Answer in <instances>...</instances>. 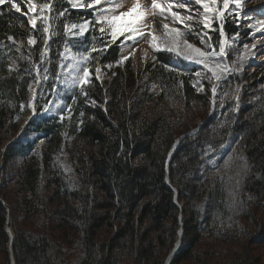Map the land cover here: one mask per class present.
<instances>
[{"label":"trees","instance_id":"1","mask_svg":"<svg viewBox=\"0 0 264 264\" xmlns=\"http://www.w3.org/2000/svg\"><path fill=\"white\" fill-rule=\"evenodd\" d=\"M25 33L15 14L2 12L1 36ZM103 56L112 64L116 51ZM155 59L129 61L85 96L68 98L69 119L29 127L43 136L38 146L26 141L1 150L25 114L28 93L26 75L0 56V264H10L7 211L15 264H164L180 226L170 264H260L248 246L264 243V214L256 207L264 197L263 73L243 85L246 103L263 84L257 100L239 110L232 96L201 126L208 94L167 66V55ZM236 86L229 81L222 96ZM70 139L74 164L66 167L61 153Z\"/></svg>","mask_w":264,"mask_h":264},{"label":"snow or ice","instance_id":"2","mask_svg":"<svg viewBox=\"0 0 264 264\" xmlns=\"http://www.w3.org/2000/svg\"><path fill=\"white\" fill-rule=\"evenodd\" d=\"M10 2L11 6L15 8L16 11L19 12L21 10L19 5L15 3L14 0H10ZM4 3L5 0H0V5ZM26 3L28 4L29 12L36 11V5L32 3V0H26ZM192 3L193 0H179L178 6L179 8L183 9ZM194 3L196 5H201L203 8V26L205 28H209L211 26L210 19L212 17H210L209 14H215V16L223 18L225 16V10H227L229 13L235 14L233 8H230V5H233L235 9L242 8V0H222V9L216 7L217 0H194ZM84 4H86L87 7L91 8L96 13V19L94 23L98 26L99 32L107 36L111 43H115L118 39L123 37V40L121 41L122 44H125L128 41H131L133 44H135L138 38H143V25L145 16L155 15L157 11H159L162 16L166 14V9L162 4L158 3L157 0H152L150 10L142 6L141 0H133L131 7H129L126 11L119 12L118 9L123 6L121 0H106L104 5H101V0H72L73 7H81ZM96 5H101V7L97 9L95 7ZM176 6L175 0H168L167 11H171V9ZM48 7V4H44L40 11L42 12L44 8ZM64 14L65 13L63 11L60 13L61 16ZM38 18L39 17L33 16L29 19V23L32 25L33 29H36L37 27ZM48 19V17H43L44 21H47ZM171 19L173 22H180L183 24L185 20H191L192 17H183L176 11H171ZM257 24L260 25L261 28H264V20H257ZM88 25V21H84L80 24L71 23L70 26H66V31L73 37L81 36L86 31H88ZM250 27L252 26L250 25ZM163 29L169 41L168 45L165 46V49L168 52H174L177 56H183L185 59H196L198 63L204 65L208 72L211 73V76L216 80H220L222 75L226 74L227 72L235 70L234 68H229L228 65L220 62V60L226 58L228 54L227 48L230 47V45L228 44L227 39H223L219 42V52L213 51L209 53L188 43L186 39L182 38L184 33L179 29L170 28L168 24H164ZM42 31L44 33H48L49 27L44 26ZM220 35L221 37L224 36L222 25ZM148 36L151 37V46L154 49L159 50L161 48V44L158 42L159 38L152 32H149ZM9 39H12V37L10 36ZM210 39L211 38L209 37V40ZM201 42L207 43V41H204L203 39ZM28 43L29 45L35 44V38L30 36ZM43 43L45 45V50L41 52L42 58L45 52L48 50L49 40L44 39ZM208 46L211 47L210 44H208ZM105 47H107V45H105ZM93 51H96V49H93ZM90 58V54L81 55L79 58L74 56L72 57V63L61 65V67H67L69 69L68 75L71 77V80L66 81V83L73 87L79 86L83 91L84 86L87 85L91 80L90 69L85 66ZM95 71L98 74L101 70L100 68H96ZM45 72H47V69H45ZM98 78L99 77L97 76V79ZM213 94H215V88H213ZM33 111H35L34 107Z\"/></svg>","mask_w":264,"mask_h":264},{"label":"rangeland","instance_id":"3","mask_svg":"<svg viewBox=\"0 0 264 264\" xmlns=\"http://www.w3.org/2000/svg\"><path fill=\"white\" fill-rule=\"evenodd\" d=\"M129 2H131L130 0H127V3H129ZM191 8H183V9H181V8H172L171 9V11H176L179 15H181V16H183V17H187V16H191L192 17V19L191 20H186V22H185V24L182 26V25H176L175 24V22H171V21H169L170 23H171V25H174L177 29H180L183 33H184V35L187 37V38H190V39H186L187 41H188V43H190V44H192L193 45V41H200L199 40V36L201 35L205 40H207L208 39V32L207 31H209L210 33H213L209 28H205L204 26H203V16H204V12H203V8H202V6L201 5H195L194 4V6L192 7V6H190ZM194 7H197L198 9H196V8H194ZM171 11H168V17L169 18H171ZM199 12H201V14L199 15V17H196V15H198L199 14ZM162 19V18H161ZM162 20H164L165 21V19H162ZM158 22H163V21H161V20H159V19H156V20H154V26H155V29H156V32H155V35L159 38V36H162L161 37V39L159 38V40H160V44H161V48H164V46H165V43H167V42H169L168 41V38L166 37V36H163V34H162V32L161 31H159V29H158ZM159 35V36H158ZM183 38V37H182ZM192 41V42H191ZM168 44V43H167ZM148 45H145L144 47V49H142L141 51H139L136 55H135V58L133 59V61H132V63H133V65L134 66H139V65H142L143 64V62H145V60H144V58H146V56H145V54L148 52V47H147ZM150 50H151V48H150ZM262 50H264V47L262 48ZM256 53V55H259L256 59H255V62H254V66H250L247 70H249L250 72L251 71H253V70H255L256 68H258V67H260V66H264V63H260L261 61H263V59H264V55H262V54H264V52H259V51H257V52H255ZM194 61H196V60H194ZM197 62V61H196ZM201 64V63H200ZM203 65V64H202ZM205 71L206 72H208V70L207 69H205ZM210 75H211V73L210 72H208ZM230 73V72H229ZM199 74V75H198ZM198 74H196L195 75V77L193 78V83H194V85L196 86V88L199 90V92H202V91H204V88H203V85L201 84V77H200V73H198ZM225 76V75H224ZM224 76H223V78H224ZM212 77V76H211ZM100 81H102L103 79H104V75H100L99 76V78H98ZM212 80H213V83H214V77H212ZM249 81V80H248ZM213 83H212V86H213ZM261 88H263V87H261ZM151 92L152 93H157V90H155V91H153V90H151ZM214 101H215V97H214ZM215 106H216V104H215ZM58 109H60V106L58 105L57 107H56V109L55 110H53V111H56V110H58ZM200 111H201V109H199ZM214 110H215V107H214ZM200 112H197V116H201L200 114H199ZM206 113H207V108H206V112H205V115H206ZM25 116H27L26 114L23 116V118H22V120H21V122H19V124H18V127H17V130L15 131V133H14V135H13V138H15L16 139V137L15 136H17L16 134H18L17 132L19 131V129H20V127H21V125H22V123H23V121H24V119H25ZM193 117V116H192ZM204 118H201V122H202V120H203ZM192 131V130H191ZM12 138V137H11ZM12 138V139H13ZM11 139H9L8 141H5L4 143L5 144H3V146H2V148H1V150H4V149H6L9 145H10V143H11ZM72 141H71V139L70 140H68V141H66V142H64V150L62 151V153H61V155H63V158H64V162H66V167H69V166H71V165H73L74 163H71L70 162V160H68L69 159V155L71 154V152H70V147H69V145L70 144H72L71 143ZM173 204L175 205V206H181V203H179V202H177V200H176V198H175V195H174V201H173ZM264 197H263V199H262V201L260 202V206H256V207H259L258 209V215H262V214H264ZM4 231H5V227H4ZM239 242H240V244L242 245V243H244V240L243 239H240L239 240ZM221 247H222V249H224V248H227L228 249V247H226V246H224V245H221ZM249 248H251V250L254 252V257L257 259V260H259L260 261V264H264V243H256V244H254V245H249L248 246ZM8 251V254H9V258H10V253H9V250H7ZM244 250H243V248H237V252L238 253H241V252H243Z\"/></svg>","mask_w":264,"mask_h":264},{"label":"bare ground","instance_id":"4","mask_svg":"<svg viewBox=\"0 0 264 264\" xmlns=\"http://www.w3.org/2000/svg\"><path fill=\"white\" fill-rule=\"evenodd\" d=\"M163 25H164L163 22H158V29H159V31L162 32L163 36H166L165 31H164V29H163ZM166 37H167V36H166ZM224 75H225V74H224ZM224 75H222V77H221L220 80H216V83H217V84L223 79V76H224ZM214 97H215V96H214ZM32 119H33V114H31V113H29L27 116H25V119H24V121H23V123H22V125H21V127H20V129H19V131H18V134H17V136H16V139L13 138L9 146H11V145H13V144H25V143H26V140H24L23 137H22V136H23V131H24V129H25L26 123H27L28 121H31ZM6 144H7V143H6ZM9 146H8V147H9ZM5 232H6V234L8 235V238L10 239L11 236H12V232L10 231V229H7V228H6V229H5ZM169 261H170V257H168V258L166 259V261L164 262V264H169Z\"/></svg>","mask_w":264,"mask_h":264},{"label":"water","instance_id":"5","mask_svg":"<svg viewBox=\"0 0 264 264\" xmlns=\"http://www.w3.org/2000/svg\"><path fill=\"white\" fill-rule=\"evenodd\" d=\"M7 215H8V213H7ZM5 228L9 229V218H8V216H7V220H6ZM5 233H6V232H5ZM6 235H7V234H6ZM7 236H8V235H7ZM13 239H14V236H13V234H12L11 238L9 239V243H8V244H9V245H8V250H9V253H10V256H11V264H15V262H14V258H13V254H12V249H11V246H12V243H13ZM179 246H180V241H178L177 248H179ZM175 253H176V252L174 251V252L172 253L171 257H173ZM170 261H171V260H170Z\"/></svg>","mask_w":264,"mask_h":264}]
</instances>
